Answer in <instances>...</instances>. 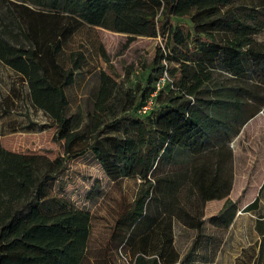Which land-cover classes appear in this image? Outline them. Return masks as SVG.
<instances>
[{
    "label": "trees",
    "instance_id": "obj_1",
    "mask_svg": "<svg viewBox=\"0 0 264 264\" xmlns=\"http://www.w3.org/2000/svg\"><path fill=\"white\" fill-rule=\"evenodd\" d=\"M176 18L187 19L188 25L177 24ZM151 26L166 39L164 48H156L151 67L162 73L169 63H176L187 82L184 92L166 104L157 105L156 99L152 110L140 114L155 82L145 89L137 84L126 90L128 112L110 120L108 108L91 110L87 120L61 140L65 86L72 84L80 64L74 58L66 60L68 68L59 64L63 80L56 84L36 47L50 46L58 57L64 44L84 27L115 31ZM263 30L264 0H0V64L13 73L8 89L0 88V136L39 129L30 111H42L46 120L40 125L55 126L54 139L64 151L51 160L7 151L0 141V264H95L90 257L91 212L69 208L49 215L37 202L45 184L86 151L112 180L140 181L132 200L122 192L117 202L101 249L106 264L114 260L110 255L114 243L131 256V264H192L198 248L201 257L214 256L223 231L235 222V202L227 198L218 212L204 216L199 198L187 196L179 221L192 227L195 235L182 254L176 245L172 201L157 192L158 184L172 176L161 177L158 169L162 162L173 161L176 151L192 157L239 134L261 110L239 87L223 80L229 75L264 85V41L258 39ZM19 168L29 173L28 198L2 181L3 169L13 173ZM257 205L258 197L245 210H256ZM208 226L218 229L209 232ZM254 227L258 244L250 254L242 251L241 260L264 264V214L258 215ZM207 249L211 253L206 256Z\"/></svg>",
    "mask_w": 264,
    "mask_h": 264
},
{
    "label": "rangeland",
    "instance_id": "obj_2",
    "mask_svg": "<svg viewBox=\"0 0 264 264\" xmlns=\"http://www.w3.org/2000/svg\"><path fill=\"white\" fill-rule=\"evenodd\" d=\"M175 22L181 26L188 25L187 19L176 18ZM258 39L264 41V30ZM165 42V36L154 26L115 31L84 27L64 44L63 53L59 52L58 57L50 46H37L36 54L56 84L63 80L59 64L68 68L66 60L69 58L80 64L74 70L72 84L65 86L66 122L59 134L60 139L64 141L68 132L86 121L87 112L91 110L108 108L110 120L128 112L126 90L136 88L137 84L145 89L149 82L159 78L161 73H156L151 64L156 48H164ZM132 66L135 69L128 74V68ZM165 70L168 81L156 98L157 105L171 102L187 87L176 63H169ZM12 75V71L0 64V88L8 89ZM227 76L223 83L239 87L243 96L259 104L261 110L243 125L239 134L192 157L186 152L176 151L173 161L162 162L159 175L165 177L170 173L172 180L163 179L157 192L164 200L172 201L170 213L176 220V243L180 247L183 240L179 237L178 220L187 196L199 198L204 215L219 211L227 198L232 199L236 205V219L232 229L226 233L228 244L224 250L236 255L240 247L243 253L254 250L259 241L255 220L259 214H264V85L251 79ZM30 113L34 120L44 124L46 119L42 111ZM21 119L29 120L26 117ZM40 124L39 129L33 131L1 135L3 148L51 160L58 154H64L62 146L54 139L55 126L45 128ZM68 166L57 179L45 184L38 206L42 213L49 215L69 208L89 210L93 215L90 257L95 264H106L101 249L114 223L117 202L122 192L132 200L140 181L134 177L112 180L87 151L72 159ZM2 181L7 187L29 197L30 178L26 169L19 168L13 173L3 169ZM257 197V209L245 210ZM223 232L225 234L226 231ZM110 250L114 260L107 264H131V256L125 255L119 243L112 244ZM231 261L229 255H222L218 264H230Z\"/></svg>",
    "mask_w": 264,
    "mask_h": 264
},
{
    "label": "crops",
    "instance_id": "obj_3",
    "mask_svg": "<svg viewBox=\"0 0 264 264\" xmlns=\"http://www.w3.org/2000/svg\"><path fill=\"white\" fill-rule=\"evenodd\" d=\"M218 212V211H217ZM213 213H216V212H213ZM213 213H210V214H213ZM208 214V215H210ZM204 215V214H203ZM204 216H207V215H204ZM178 223L180 225V231H179V237L183 240V245L180 247L178 246L177 244V248L181 251V253H185L186 250L190 247L191 245V240L193 238V236L195 235V230L192 228V227H189L185 224H183L181 221L178 220ZM233 227V223L226 229V232L223 236V240L221 241L220 243V246L218 247L216 253L214 256L212 255H209V258H203L200 256V253L202 251L201 248H198V252H197V255H195L193 257V261H192V264H218L219 263V259L222 255H229L230 258H231V263L230 264H248L249 260H246L245 263H243V261L241 260V257H242V248H238V251H237V254L236 255H233L232 252H229V254L227 253L226 249L224 250V247L225 245L228 244V241H227V232L230 231V229H232ZM218 229V227H214V226H208L207 227V231L209 232H213L214 229ZM220 229H224V228H220ZM207 254H205L206 256L208 254L211 253L210 249H207ZM257 256V254L255 255Z\"/></svg>",
    "mask_w": 264,
    "mask_h": 264
},
{
    "label": "built area",
    "instance_id": "obj_4",
    "mask_svg": "<svg viewBox=\"0 0 264 264\" xmlns=\"http://www.w3.org/2000/svg\"><path fill=\"white\" fill-rule=\"evenodd\" d=\"M166 72H167L166 70L165 71L163 70V72L161 73L159 78L155 81L154 90L150 94L149 98L146 100L145 104L142 105L138 110V112L140 114H146L150 110L153 109V107L155 105V100H156L158 94L160 93V91L163 89V87L165 86V84L168 81V74Z\"/></svg>",
    "mask_w": 264,
    "mask_h": 264
}]
</instances>
